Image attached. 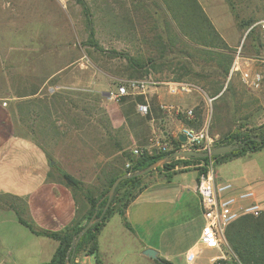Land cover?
Masks as SVG:
<instances>
[{
    "label": "crops",
    "instance_id": "1",
    "mask_svg": "<svg viewBox=\"0 0 264 264\" xmlns=\"http://www.w3.org/2000/svg\"><path fill=\"white\" fill-rule=\"evenodd\" d=\"M198 2L230 47L237 50L241 41L243 42L241 37L244 29L247 32L253 29L249 35L251 47L254 51L264 48V32L257 25L264 19V12L249 16L247 20H252V23L242 26L235 21L229 9V2L242 4V0ZM261 5L264 6V0H261ZM256 29L258 32L254 34ZM263 53L264 51L253 57L248 55L245 63L251 65L252 62H257L264 67V62L259 60ZM91 82L95 83L94 80ZM92 90L101 94L100 102L104 108L95 131L98 137L96 145L93 138L82 136L81 128L72 120L69 124L61 120L65 117H77L76 112L29 110L20 116L13 109H7L5 101L0 98V197L5 198L3 202L0 200V246L5 247L6 255L15 262L13 264H25L33 244L39 246L34 250L35 264L47 263L58 245L52 238L32 233L19 222V217L27 221L20 215L25 214L37 224L35 227L49 231H58L73 219L78 205L74 192L61 181V170L81 181L85 187L95 182L102 183L97 180V176L116 155L128 153L134 156V148L147 154L155 152V139L166 141L171 147V142L179 139L184 127L207 128L209 131L207 100L198 89L170 94L165 84L149 85L143 93H134L118 102L108 95L112 89ZM139 103L148 104L149 110L146 114L137 110ZM187 109L193 110L192 119L186 116ZM52 113L55 115L53 122L47 124L40 120L46 114L50 116ZM23 116L25 124L17 120ZM33 117L38 119L33 120ZM83 117L92 119L95 116L92 114ZM51 151H55L57 155L55 161L49 159L52 156ZM262 152L260 149L239 157L221 158L218 162L219 169L215 165V171L219 180H227L229 175L225 172L235 168L232 172L236 175L228 181H232L236 188L253 189L255 199L264 210ZM62 159L67 167L63 166ZM242 166L244 173L237 174L238 168ZM166 172L171 174L167 175ZM197 178L196 165H176L169 171L150 173L145 178L144 188L126 209L125 217L130 228L123 225L118 214L112 215L102 226L97 236V253L103 264L107 263L105 256L108 253L118 251L121 235L126 233L135 236L138 227H143L144 230L157 229L159 222L168 225L162 226L163 229L171 230L166 244L159 246L141 241V250L152 248L158 252V257L173 264H181L179 257L185 262V253L196 243L202 225L200 200L195 190ZM76 199L84 213L88 209L85 200L80 193L76 194ZM115 216L118 218L115 219ZM189 232L192 235L191 240L185 248H181L179 239ZM200 254L194 264H201ZM92 258V255L78 254L74 258V264H93Z\"/></svg>",
    "mask_w": 264,
    "mask_h": 264
},
{
    "label": "rangeland",
    "instance_id": "2",
    "mask_svg": "<svg viewBox=\"0 0 264 264\" xmlns=\"http://www.w3.org/2000/svg\"><path fill=\"white\" fill-rule=\"evenodd\" d=\"M84 1L91 10L95 40L102 51L88 46L86 15L76 0H0V98L5 101L7 109H13L20 116L22 113L25 115V111L29 110L45 112V105H48L47 112H76L77 117H72V119L65 117L61 120H65L66 124L72 120L77 127L81 128L82 136L88 139L93 138L96 145L98 137L95 131H97L98 121L101 120V112L104 108L101 106L99 92L91 91V89H113L121 80L128 79L125 75L116 74L120 66L125 65L126 62L122 58L114 56L113 51L126 52L139 58L153 55L156 52V48L151 47L147 40L151 36L149 31H145L147 25L144 27V32H141L138 26L132 29L129 21L132 18L131 20L134 22L142 21L148 26L153 25L152 20L158 15L152 13L154 15L151 18L145 11H154V4L157 2L156 0ZM242 2V4L229 2L230 13L239 24L246 22L254 14L264 12L261 0H242ZM252 3H259V5ZM244 30L246 33H243L241 37L243 42L241 41L239 46V56L245 58L238 59V65L240 69L260 70L263 80L260 88L251 89L242 83L240 72L234 71L224 82L221 93L225 92L222 96L214 101L211 98L210 103L206 101L209 113V133L212 136L217 135L216 139L222 134L264 123V67L257 62H252L251 65L245 63L248 55L253 57L256 54H261L264 48L254 51L249 41V31ZM257 32L256 29L254 34ZM191 52L194 51L191 50ZM172 55L168 53L158 62H162L164 65L161 72L150 71L147 76H151L153 80L157 81L165 78L172 80L171 78L178 72L172 73L171 71L173 67L176 68L174 64L179 61ZM194 55L195 57L191 59L180 58L179 63L184 62L186 66H191L195 71L184 76L182 81L195 85L202 90L205 97H209L207 87L204 86H208L214 81L220 83L221 79L210 72V62L207 61L206 56L195 52ZM236 55L237 52L234 53V58ZM170 61L173 62V66L165 65ZM194 73L210 76L201 78V76H195ZM91 80H94L95 83ZM36 86H39V93L36 96L28 98L15 95L23 94ZM227 87L228 89H226ZM92 114L95 116L92 119L83 117ZM46 115L40 120L47 124L55 120L53 113L50 116ZM18 119L25 124V116ZM37 119L33 117V120ZM261 149L263 151L261 163L264 169V146ZM51 152L52 156L49 159L55 161L57 155L55 151ZM61 162L63 166L67 167L63 159ZM201 164L202 161H193L189 165H196V169L199 170ZM218 164V161L215 160V165ZM177 165L178 167L189 166L183 163ZM219 166L216 168L219 169ZM233 170L235 168H230L228 172H225L229 175V179L223 181H228L236 175L232 172ZM159 171L167 170L160 169ZM155 172L156 170L152 173ZM169 173L166 172V174ZM239 173H244L243 166L238 168L237 174ZM147 177L148 175L143 178L144 185ZM96 185L95 182L93 185H86V187ZM251 190L253 191V189ZM0 200L3 202L5 198L0 197ZM15 204L17 203L15 202ZM20 216L37 226L25 214ZM115 217V219L118 218V216ZM159 223L157 229L144 230L143 227L140 229L138 227L135 236L126 233L121 235L118 251L108 253L105 256L107 262L105 263L157 264L156 259L143 254L141 241L164 246L169 239L171 230L163 229L168 225ZM162 226L164 227L162 228ZM25 231L28 232L26 228ZM191 236V232H189L179 239L181 248L188 245ZM36 247L39 248L37 244L31 246L25 264H35L34 250ZM216 253V250L204 249L200 254L199 262L210 264L209 257ZM12 261V258L6 255L5 247L0 246V264L15 263ZM179 261L181 264H185L181 257H179ZM92 263L95 264L94 258H92Z\"/></svg>",
    "mask_w": 264,
    "mask_h": 264
},
{
    "label": "trees",
    "instance_id": "3",
    "mask_svg": "<svg viewBox=\"0 0 264 264\" xmlns=\"http://www.w3.org/2000/svg\"><path fill=\"white\" fill-rule=\"evenodd\" d=\"M76 1L82 6L86 15L88 46L95 50L102 51V48L95 40L91 10L84 0ZM156 2L157 3L154 4V11L151 12L147 9V11H145L151 18L154 14L158 15L152 20V22H154L153 25L148 26L147 23L142 21L134 22V20H131L132 18H130L129 21L132 29H135L138 26L141 29V32H144V27L147 25L145 31H149L151 34V36H147V40L151 47L156 48V52L153 55L150 54L144 58H139L126 52L121 53L113 51L114 56L120 57L126 62L125 65L120 66L116 74L119 76L125 75L130 79L145 77L150 71L154 73L161 72L164 65L162 62H158L162 60L166 54L168 55V53H170L171 55L173 54L172 57L174 56V58L179 60L174 64L176 68L173 67L171 71L172 73L178 72V74L171 79L174 81H182L184 76L189 75L194 69L191 66H186V63L183 61V63H179L181 60L180 58L191 59L192 57H195V52L199 55L206 56L205 58L210 62V72L221 79L220 83L219 81H214L215 84L211 83L208 86H204L205 88L207 87V95L213 99L212 101L222 96L225 91L222 93L221 91L224 82L229 79V71L233 64L236 49L230 47L225 42L203 10L202 6L199 4L198 0H156ZM251 23L252 20H247L241 25L249 26ZM252 30L253 29L249 30V35L253 32ZM191 50L194 52H191ZM204 60L206 61V59ZM165 65H168V67L173 66V62L170 61V63ZM194 75L198 77L201 76V78L210 76L197 73H194ZM161 80H168V78ZM226 89H228V87ZM38 90L39 86H36L23 94L17 93L15 95L19 97L34 96L38 94ZM99 96H101L100 93ZM124 98L125 97H122L121 100H124ZM45 108L47 111L48 105H45ZM195 129H197V127H195ZM253 136L264 139V123L258 126L222 134L215 140L214 146L238 144V147L229 153L212 157L219 162L220 159L224 157H239L247 152L260 150L264 144L260 145L257 141L253 140ZM181 143L182 142H180L179 139H176L171 142L172 145L168 151L155 154H147L143 152L139 155L131 156L128 153H122L120 156H114L112 161L107 163V165L100 170L97 180H101L102 183H97L96 186L85 187L81 181L64 170H61V181L74 192L75 202L78 205L71 222L58 231H49L37 228L20 217L18 218L19 222L28 227L32 233L52 238L58 242L51 259L44 264H65L67 251L70 247L73 236L77 235L95 211L96 217L101 214L106 205L107 198L100 199L108 191L115 178L126 172L140 170L155 160L171 154L174 150L181 148ZM206 159L207 157L176 159L161 167H157L142 176L121 180L102 217L82 235L74 248L70 250V264H74V258L78 254L92 255L95 259V264H103L97 253V236L102 226L114 214H118L121 217L123 225L128 229L130 228L125 217V212L129 204L144 188V176L149 175L155 170L159 171L160 169H165L169 171L179 163L189 165L193 161H205ZM127 161L130 163L129 168H125V163ZM201 171L202 168L198 170V174ZM79 193L82 195V198L85 200L88 207L84 213H82L79 200L76 199V194ZM225 236L229 246L237 254L243 264H264V211L256 217L252 215L239 217L229 224ZM156 263L173 264L165 258L156 259Z\"/></svg>",
    "mask_w": 264,
    "mask_h": 264
},
{
    "label": "built area",
    "instance_id": "4",
    "mask_svg": "<svg viewBox=\"0 0 264 264\" xmlns=\"http://www.w3.org/2000/svg\"><path fill=\"white\" fill-rule=\"evenodd\" d=\"M259 29L264 32V19L257 23ZM233 60L229 77L234 71L240 72V79L243 84L251 89H258L261 86L263 75L260 71L240 69L238 66L239 50ZM264 62V53L259 57ZM165 84L170 94L186 93L192 89H198L193 84L185 81L174 80H153L151 76L141 78H130L121 80L114 89L108 92L109 97L114 101H120L122 97L134 93H143L149 85ZM202 91V90H200ZM210 103L211 98L207 97ZM137 110L146 114L149 110L147 103L137 104ZM186 116L193 118V110L187 109ZM181 135L185 141L181 143L180 149L194 151H209L214 147L217 137L210 135L207 128L195 129L184 127ZM155 152L168 151L171 147L166 141L154 140ZM144 151L134 148L132 153L139 155ZM202 171L198 174L195 185L196 193L200 200L202 225L196 243L185 253L186 264H194L202 249L216 250L217 253L209 258L210 264H243L237 254L231 249L226 240V229L230 223L241 216H258L262 212L260 203L255 199V193L251 189L236 188L229 181L219 180L216 177L215 158L207 157L200 165ZM130 163H125V168H129Z\"/></svg>",
    "mask_w": 264,
    "mask_h": 264
},
{
    "label": "water",
    "instance_id": "5",
    "mask_svg": "<svg viewBox=\"0 0 264 264\" xmlns=\"http://www.w3.org/2000/svg\"><path fill=\"white\" fill-rule=\"evenodd\" d=\"M179 139L182 142L185 141V137L183 135H180ZM252 139L257 141L260 145L264 144V139H262L260 137L253 136ZM237 147H238V144H225V145L214 146L209 151H194V150H188V149H186V150L177 149V150H174L171 154L155 160L154 162H152L151 164H149L148 166H146L140 170H137L134 172H126V173L118 176L117 178H115L114 181L112 182V184L110 185L108 191L100 199V200H102L104 198H107L106 205H105L104 209L102 210L101 214L98 217H96V211H95L93 213V215L91 216V218L84 224V226L81 228V230L77 233V235L73 236L70 247L67 251V255L65 258V264H70V262H69L70 250L72 248H74V246L77 244L78 240L82 237V235L94 223L98 222L99 219L102 217V215L104 214L106 208L108 207V205H109V203H110V201L114 195L116 187L118 186V184L120 183L121 180L126 179V178H131V177L142 176V175L148 173L149 171L156 169L157 167H160L166 163H169L172 160L191 159V158H205V157H209V156H217V155L229 153V152L233 151L234 149H236ZM143 254L149 258H152V259L158 258V252L152 248L144 249Z\"/></svg>",
    "mask_w": 264,
    "mask_h": 264
}]
</instances>
